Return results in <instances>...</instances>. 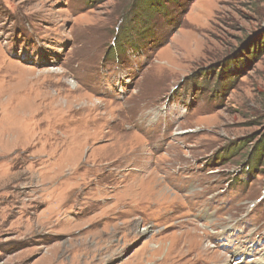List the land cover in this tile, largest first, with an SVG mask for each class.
<instances>
[{
	"label": "rangeland",
	"instance_id": "obj_1",
	"mask_svg": "<svg viewBox=\"0 0 264 264\" xmlns=\"http://www.w3.org/2000/svg\"><path fill=\"white\" fill-rule=\"evenodd\" d=\"M175 1L0 0V264L264 258V0Z\"/></svg>",
	"mask_w": 264,
	"mask_h": 264
},
{
	"label": "trees",
	"instance_id": "obj_2",
	"mask_svg": "<svg viewBox=\"0 0 264 264\" xmlns=\"http://www.w3.org/2000/svg\"><path fill=\"white\" fill-rule=\"evenodd\" d=\"M174 5L176 3L175 0H168ZM167 0H139V4H136L135 7L138 9L137 18L139 17V22L135 23L138 25V27H134V22L132 21L134 18L132 17L130 20H128L127 23V29L128 32L136 31L134 35L132 34H126L123 36L122 45L125 47H130L129 49L133 50L134 48L140 47V39L144 41L147 40L151 41L153 39V30L150 27L154 22L156 21L155 16H153V13L155 11L162 13V11H167L166 4ZM165 15L166 12H163ZM152 37V38H151ZM140 38V39H139ZM151 38V39H150ZM150 39V40H149ZM262 151L264 150V144L261 145Z\"/></svg>",
	"mask_w": 264,
	"mask_h": 264
},
{
	"label": "bare ground",
	"instance_id": "obj_3",
	"mask_svg": "<svg viewBox=\"0 0 264 264\" xmlns=\"http://www.w3.org/2000/svg\"><path fill=\"white\" fill-rule=\"evenodd\" d=\"M162 191H163V189H162ZM164 194H166L167 195V193L166 192H164ZM218 194L219 193H215V195H211V199H213L214 197L215 198H217L218 197ZM165 197V196H164ZM126 201V200H125ZM204 214H206V215H208L207 216V218H206V223L205 224H207L208 223V225H211L212 226V224H213V220L215 219L214 217H212L211 215H209L207 212L206 213H204ZM216 217H217V215H216ZM204 224H201L200 226H203ZM215 225V224H214ZM237 225H238V222L237 221H235V222H233L231 225H227V224H225L224 226H222V229L221 230H219V232L216 234V235H213L212 236V238H219V237H222L223 236V232H224V230L226 229V228H230V229H232V230H235V228H238L237 227ZM219 227H221L220 225H219ZM143 230H146V231H148L149 232V229L147 228H144ZM206 232H211V231H206ZM257 232V228H254V229H250L249 231H248V233H247V236H248V239H250V238H252V236L255 234ZM208 234V233H207ZM235 233H232V235H234ZM225 236V235H224ZM229 237H231V236H227V238H229ZM211 238V239H212ZM210 239V240H211ZM223 239V238H222ZM239 242V241H238ZM239 244H240V242H239ZM216 246V244H214L213 245V247H215ZM237 247H239V246H237ZM247 253V251H246V249L245 248H239V249H234L233 251H231V253H230V256H231V258H233V260H231V258L230 257H226L225 258V260L227 259V263H232V264H241V262H242V260L241 259H239V260H241V262H238L239 260H235L236 258H237V256L239 255V254H241L242 256L244 255V254H246ZM259 255V254H258ZM241 256V257H242ZM245 259V258H244ZM234 261V262H233ZM253 261V260H252ZM251 261V262H252ZM251 262H247V263H244V264H251ZM253 264H264V258H257L256 259V262L255 263H253Z\"/></svg>",
	"mask_w": 264,
	"mask_h": 264
}]
</instances>
